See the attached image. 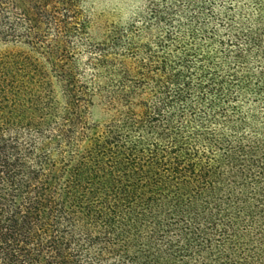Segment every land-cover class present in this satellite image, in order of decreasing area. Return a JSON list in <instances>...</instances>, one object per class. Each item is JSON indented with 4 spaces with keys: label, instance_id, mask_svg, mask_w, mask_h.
I'll return each mask as SVG.
<instances>
[{
    "label": "trees",
    "instance_id": "1",
    "mask_svg": "<svg viewBox=\"0 0 264 264\" xmlns=\"http://www.w3.org/2000/svg\"><path fill=\"white\" fill-rule=\"evenodd\" d=\"M0 0V264H264V0Z\"/></svg>",
    "mask_w": 264,
    "mask_h": 264
},
{
    "label": "rangeland",
    "instance_id": "2",
    "mask_svg": "<svg viewBox=\"0 0 264 264\" xmlns=\"http://www.w3.org/2000/svg\"><path fill=\"white\" fill-rule=\"evenodd\" d=\"M83 6L107 17L115 14L122 22L131 18L133 10H164V0H84Z\"/></svg>",
    "mask_w": 264,
    "mask_h": 264
}]
</instances>
